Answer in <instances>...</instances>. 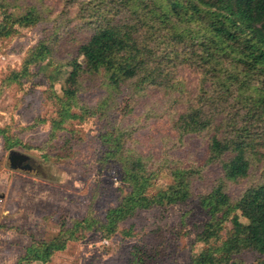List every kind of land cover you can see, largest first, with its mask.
I'll use <instances>...</instances> for the list:
<instances>
[{
  "label": "rangeland",
  "instance_id": "1",
  "mask_svg": "<svg viewBox=\"0 0 264 264\" xmlns=\"http://www.w3.org/2000/svg\"><path fill=\"white\" fill-rule=\"evenodd\" d=\"M1 4L0 128L4 134H0V264H130L134 255L141 257L140 264H194L207 247L199 234L209 215L198 203L199 197L219 180L232 199L262 181L264 128L259 137H252L257 144L246 177L229 181L218 164L207 166L186 202L137 211L109 236L91 229L50 261L27 262L23 257L33 244L31 235L49 240L59 233L64 221L67 227L88 216L105 221L107 212L129 189L120 180L117 164L101 162L106 151L103 135L114 127L128 126L135 147L154 158L165 152L188 157L192 163L204 159L206 136L179 139L172 126V117L186 109L198 92L201 71L195 63H185L174 71L186 81L181 100L175 94L171 101L167 91L155 86L134 94L130 82L118 92L111 91L103 74L89 73L83 74L77 95L69 97L66 91L73 86L67 63L74 58L83 62L77 49L99 27L124 25L128 20L136 25L137 21L144 25L142 41L155 45L150 27L153 19L139 22L121 0H0ZM31 9L39 17L35 24L14 25ZM148 11L146 8L142 17L146 18ZM12 25L15 30H10ZM42 41L52 47V54L33 65L30 76L8 81L11 72L20 70L28 52ZM104 100L106 110L102 113L98 104ZM62 107H71L79 116L54 129ZM12 150L28 155L32 168L11 167ZM168 184L169 180L160 177L154 191ZM240 219L247 223L242 216ZM231 229L232 223L226 221L222 235L227 236ZM261 258L257 251L246 249L233 254L229 264H256Z\"/></svg>",
  "mask_w": 264,
  "mask_h": 264
},
{
  "label": "trees",
  "instance_id": "2",
  "mask_svg": "<svg viewBox=\"0 0 264 264\" xmlns=\"http://www.w3.org/2000/svg\"><path fill=\"white\" fill-rule=\"evenodd\" d=\"M121 1L133 10L139 22L153 19L150 27L155 45L142 41L145 32L140 35V30L144 25L137 21L138 27L129 20L124 25L99 27L77 49L83 62L74 58L67 63L73 90L66 91V95L75 97L83 74L89 73L103 74L111 91L118 92L130 82L134 94L155 86L167 91L171 101L175 94L181 100L186 81L177 78L174 71L185 63L198 64L201 77L196 98L192 97L191 104L172 117V126L179 139L206 136L205 157L199 163L165 152L154 158L135 147L128 126L114 127L103 135L106 151L101 162L117 164L120 180L129 189L107 212L105 221L88 216L75 220L72 227L64 221L59 233L49 240L31 235L33 244L23 257L27 262L50 261L56 252L85 237L91 229L109 236L137 211L186 202L207 166L218 164L229 181L246 177L253 167L252 153L257 143L252 137H259L264 128V0ZM146 8L149 11L145 18L142 15ZM38 19L36 10L31 9L14 25L30 26ZM14 25L10 30H15ZM51 54L52 47L40 42L28 52L21 69L13 70L7 80L30 76V68ZM105 104V100L98 104L102 113ZM59 114L54 129L79 116L71 107H62ZM0 134H4L1 128ZM160 177L169 184L154 191ZM198 203L209 220L199 234L207 247L194 264H229L233 254L246 249L260 253L262 258L256 264H264V171L262 181L248 187L237 199L227 194L224 182L219 180L199 197ZM241 216L247 223L241 221ZM226 221L232 223V229L223 236ZM124 233L130 235L131 231ZM141 260L134 255L130 264H140Z\"/></svg>",
  "mask_w": 264,
  "mask_h": 264
},
{
  "label": "flooded vegetation",
  "instance_id": "3",
  "mask_svg": "<svg viewBox=\"0 0 264 264\" xmlns=\"http://www.w3.org/2000/svg\"><path fill=\"white\" fill-rule=\"evenodd\" d=\"M10 160L11 166L13 167H26L27 169L32 168V163L30 159L24 160L23 158L19 157L18 155H14Z\"/></svg>",
  "mask_w": 264,
  "mask_h": 264
},
{
  "label": "water",
  "instance_id": "4",
  "mask_svg": "<svg viewBox=\"0 0 264 264\" xmlns=\"http://www.w3.org/2000/svg\"><path fill=\"white\" fill-rule=\"evenodd\" d=\"M14 155H18L19 157L23 158L24 160H28V159H30V157H29L28 155L23 154V153L18 152V151H15V150H12V151L10 152L9 159H11ZM11 167H13V166H11ZM14 168H17V167H14ZM20 168H22V169H27V168L24 167V166H22V167H20ZM28 169H29V168H28Z\"/></svg>",
  "mask_w": 264,
  "mask_h": 264
}]
</instances>
